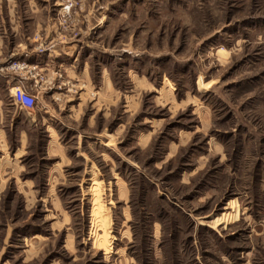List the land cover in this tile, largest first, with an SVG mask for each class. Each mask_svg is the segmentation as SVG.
<instances>
[{
    "label": "rangeland",
    "instance_id": "374dc122",
    "mask_svg": "<svg viewBox=\"0 0 264 264\" xmlns=\"http://www.w3.org/2000/svg\"><path fill=\"white\" fill-rule=\"evenodd\" d=\"M66 1L0 80V264H264V0Z\"/></svg>",
    "mask_w": 264,
    "mask_h": 264
},
{
    "label": "crops",
    "instance_id": "0c3cea01",
    "mask_svg": "<svg viewBox=\"0 0 264 264\" xmlns=\"http://www.w3.org/2000/svg\"><path fill=\"white\" fill-rule=\"evenodd\" d=\"M59 1L0 0V67L9 60L28 55L41 73L52 63L56 50L72 47L73 42L57 38L55 17L59 13ZM33 36L37 37V43L32 40ZM17 78L9 71L0 72V80L7 85ZM15 109L22 111L18 106ZM3 140L5 142L4 133H0V144Z\"/></svg>",
    "mask_w": 264,
    "mask_h": 264
},
{
    "label": "built area",
    "instance_id": "2783aa9c",
    "mask_svg": "<svg viewBox=\"0 0 264 264\" xmlns=\"http://www.w3.org/2000/svg\"><path fill=\"white\" fill-rule=\"evenodd\" d=\"M72 8V4L66 1L59 9V14L68 16ZM34 70V76L39 73L36 70L35 64L30 62L27 55L20 59L9 60L4 66L0 67V72L9 71L17 78L16 83L10 89V98L14 105L18 106L21 110H29L35 106V96L28 93L22 85V81L26 80L24 73H30Z\"/></svg>",
    "mask_w": 264,
    "mask_h": 264
}]
</instances>
